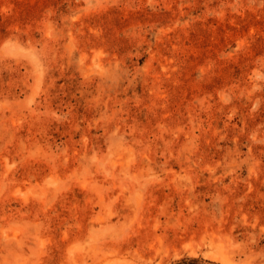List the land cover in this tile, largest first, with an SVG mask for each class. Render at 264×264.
Returning a JSON list of instances; mask_svg holds the SVG:
<instances>
[{
    "label": "rangeland",
    "instance_id": "rangeland-1",
    "mask_svg": "<svg viewBox=\"0 0 264 264\" xmlns=\"http://www.w3.org/2000/svg\"><path fill=\"white\" fill-rule=\"evenodd\" d=\"M0 264H264V0H0Z\"/></svg>",
    "mask_w": 264,
    "mask_h": 264
}]
</instances>
